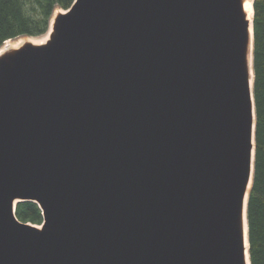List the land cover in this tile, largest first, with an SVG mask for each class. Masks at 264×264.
<instances>
[{
    "label": "water",
    "instance_id": "water-1",
    "mask_svg": "<svg viewBox=\"0 0 264 264\" xmlns=\"http://www.w3.org/2000/svg\"><path fill=\"white\" fill-rule=\"evenodd\" d=\"M253 59L243 0H75L1 53L0 264H251Z\"/></svg>",
    "mask_w": 264,
    "mask_h": 264
},
{
    "label": "trees",
    "instance_id": "trees-1",
    "mask_svg": "<svg viewBox=\"0 0 264 264\" xmlns=\"http://www.w3.org/2000/svg\"><path fill=\"white\" fill-rule=\"evenodd\" d=\"M75 0H0V47L20 36L47 33L56 8ZM254 98L256 107L255 170L248 201L251 264H264V0L254 1ZM16 216L41 225L43 210L34 201H20Z\"/></svg>",
    "mask_w": 264,
    "mask_h": 264
},
{
    "label": "bare ground",
    "instance_id": "bare-ground-1",
    "mask_svg": "<svg viewBox=\"0 0 264 264\" xmlns=\"http://www.w3.org/2000/svg\"><path fill=\"white\" fill-rule=\"evenodd\" d=\"M253 3H254V0H243V9H244V12L246 13V18L249 20L250 22V32L252 33V22H253V14H254V6H253ZM50 30H48V37L45 39L48 40L49 37H50V33L52 31V26L49 28ZM11 40V39H9ZM9 40H7L1 47H0V54L5 52L6 50H9V49H13V48H18L20 46H22L26 41L23 40L21 41L19 44L17 45H13V44H9ZM44 41V42H45ZM43 41L41 43H44ZM6 44V45H5ZM248 61H249V66H250V69H251V85L253 84V78H252V55H251V50H250V53H249V56H248ZM250 187V185H249ZM245 237H246V240H245V247H246V259H247V263L249 264V253H248V240H247V231L245 233Z\"/></svg>",
    "mask_w": 264,
    "mask_h": 264
},
{
    "label": "rangeland",
    "instance_id": "rangeland-1",
    "mask_svg": "<svg viewBox=\"0 0 264 264\" xmlns=\"http://www.w3.org/2000/svg\"><path fill=\"white\" fill-rule=\"evenodd\" d=\"M61 11H64V9L63 8H60V7H58V8H56V10L54 11V14H53V16H52V18H51V24H50V27L52 26V22H53V20H54V18H55V16L59 13V12H61ZM50 30V29H49ZM48 37V33H45L44 35H41V36H20V37H18V38H15V39H11V40H9L8 42H9V44H13V45H17V44H19L21 41H23V40H25V41H32V42H34V43H36V44H41V42L43 41H45V39ZM47 41V40H46ZM45 41V42H46ZM6 45V44H5Z\"/></svg>",
    "mask_w": 264,
    "mask_h": 264
}]
</instances>
